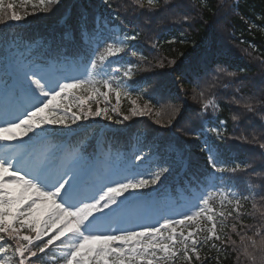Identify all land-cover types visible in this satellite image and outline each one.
<instances>
[{
    "label": "snow or ice",
    "instance_id": "6c2138e0",
    "mask_svg": "<svg viewBox=\"0 0 264 264\" xmlns=\"http://www.w3.org/2000/svg\"><path fill=\"white\" fill-rule=\"evenodd\" d=\"M28 2L21 0L17 5L15 0H0V24L11 28L24 22L34 12L25 11L21 15L16 9ZM60 3L61 0H39L32 7L51 12L50 6ZM103 3L111 7L109 0ZM134 4L138 8L133 11L145 15L140 11L145 7L142 0H134ZM147 6L174 16L188 10L186 0L174 3L164 0L159 7L157 0H147ZM223 7L218 5L213 11L219 12ZM238 7L233 5L229 12ZM210 8L208 0H204L201 16L204 9ZM153 14H148L144 26H150ZM179 19L190 26L195 22V17L189 14ZM67 23L66 37L75 30L82 41H87V60L79 75L70 76L50 64L51 45L43 52L34 51L31 46L0 47V264H47L48 257L54 264L56 261L58 264H221L222 252L237 255L242 252L251 264H264V223L256 227L241 221L239 231L235 223L230 232L225 231V221L233 213V218L239 220L241 202L250 197L234 191V185L226 186L223 174L246 173L250 165L227 166L221 146L216 143L227 138L223 121L217 127H205L211 123V117L206 115L208 110L215 113L219 108L216 100L209 98L215 96L211 90L217 85L228 88L224 79L236 77V72L223 66L226 62L212 58L215 45L204 49L188 65L178 58L167 61L171 71L180 72L182 77L191 70L195 82L210 71L215 73L208 88L200 91L194 88L192 96L200 102L201 127L195 138L201 140L202 150L207 153L213 182L182 211L176 212L149 197V192H157L173 167L185 162L184 151L177 150L173 159L160 161H153L151 152H141L131 162L114 165L107 159L86 154L80 146L68 148L48 143L50 128L71 131V126L78 121L101 116L123 124L135 116L151 115L153 99L157 102L164 99L149 85L147 77L139 81L133 78L135 73L147 70L124 59L129 54L137 56V51L131 50L130 41L137 39L139 32L133 36L122 34L125 24L119 15L106 17L103 13H94L90 20L84 9L75 16L70 13ZM212 32L215 35L214 28ZM140 60L146 61V57L141 56ZM113 64L119 66L113 68ZM165 66L164 59L148 63L149 69ZM96 76L101 79H95ZM240 90L237 87L235 92ZM133 92L136 98H132ZM111 94L116 101L111 109L85 107L97 97H102L107 104ZM69 97L78 104L65 103ZM122 97L131 104L127 114L120 108ZM253 99H236L234 95L232 102L253 112L250 102ZM258 103L264 110V95ZM164 108L167 122L156 119L157 125L170 130L184 119L182 105L166 104ZM155 115L160 117L162 112L156 111ZM231 118L239 119L236 115ZM190 134L191 129L185 130V135ZM238 138L247 140L243 135ZM259 147L264 149V143H259ZM146 162L156 170L142 168ZM216 173L221 175L217 177ZM217 180L223 187L217 186ZM217 197L219 211L214 207ZM260 199L264 201V195ZM226 205L232 206L230 211L224 210ZM202 249H207L208 255L202 257Z\"/></svg>",
    "mask_w": 264,
    "mask_h": 264
},
{
    "label": "trees",
    "instance_id": "16d2710c",
    "mask_svg": "<svg viewBox=\"0 0 264 264\" xmlns=\"http://www.w3.org/2000/svg\"><path fill=\"white\" fill-rule=\"evenodd\" d=\"M20 5L21 0H15ZM145 15H139L133 9L138 8L134 0H109L111 7L106 6L103 0H61L59 6H50L52 12L44 11L42 7L33 9V4H38L39 0H29L23 7H17V11L23 15L25 11L30 14L24 22L15 27H5L0 24V47L6 46L12 49L17 47L24 48L31 46L34 51L43 52L52 46L53 51L49 53V62L52 61L53 67L71 75L73 65L78 66L80 59H87L88 51L87 41H82L78 31H73L71 36H65L69 25L68 16H73L80 11L87 9L89 19L94 13H103L106 17H115L119 15L124 20V33L129 36L136 35L137 39L130 41L131 50L137 51L136 57L130 54L125 56V61H131L133 64H139L142 69L134 74V79L139 81L147 77L149 85L157 89L158 95L164 99L157 102L153 99V113L145 116H135L123 124L113 123L101 117H90L88 120L78 121L77 125L71 126V131L59 127L52 129L50 133H55L53 137H60L62 140H51L50 145L59 146L63 140L73 132L74 142L82 144L86 154L97 156L94 150L96 137L101 144L99 157L104 155L110 158V163L117 165L119 158L121 163L131 162L135 155L150 153L153 161H160L161 158L173 159L177 150L185 153V162L176 164L173 167L171 175L164 183L159 186L157 192H149L150 197H155L162 204L167 205L171 202L177 203L174 196L177 193L188 195L189 201H193L205 189L206 185L211 184L212 170L207 163V153L202 150L201 140L195 138V133L200 131V102L192 99L193 89L197 91L207 89L211 83L214 71L207 75H202L198 82H195L194 74L191 70L185 77L180 72H172L167 61L172 58H178L188 65L204 49L215 45L212 58L226 62L223 66L229 71L236 72V77L225 78L223 83L229 85L228 88H221L217 85L211 91L215 96L209 98L215 99L219 105L217 112L212 113L208 110L206 115L211 117V123L205 124V127H217L220 121L224 122L225 140H217L216 143L221 146L224 153V159L228 167L235 163L242 166L250 165V170L246 173L223 174L225 185L233 186V190L242 195L249 196V200L242 201L243 207L240 209V219L236 220L229 217L225 221V231L230 232L232 224H237V230H240V222L245 225H254L259 227L264 223V201L260 199L264 195V149H260L259 143H264V110L258 103L264 95V0H208L210 9H204L201 16V6L204 0H186L188 6L187 12H180L177 15L157 12L147 6V0H142ZM175 0H170L174 3ZM164 0H157V6H163ZM223 4L224 7L219 12L213 11L216 6ZM239 5L234 11L229 12L233 5ZM58 7V11H56ZM125 9H128L125 11ZM47 13V15L45 14ZM151 15L150 26H144V21ZM189 14L195 17V22L190 26L188 23L179 19V16ZM46 15V16H45ZM215 29L213 35L212 28ZM185 39V43L178 41ZM177 41V42H173ZM146 57V61H141L140 57ZM70 58V59H69ZM96 58V57H93ZM164 59L166 66L164 68L149 69L148 63H156L157 60ZM74 61V63H73ZM119 65L113 64L112 67ZM215 65H213V68ZM95 79H101L96 76ZM146 85L145 87H148ZM240 87V93L235 89ZM183 89L184 91H180ZM103 90V89H102ZM81 95H86L81 93ZM206 95L208 93L206 92ZM241 97L251 100L254 111L248 112L241 106H237L233 100ZM132 98H136L133 92ZM145 100L148 97H144ZM65 103H77L72 97H69ZM115 95L111 94L109 102L106 104L102 97H97L86 103L85 107L90 105L93 110L97 106L109 109L115 105ZM142 104L143 101H140ZM166 104L182 105L183 117L179 124L172 129L162 127L155 123L156 119H161L165 123L168 119ZM131 104L127 98H121V111L127 114ZM74 111L76 108L73 109ZM156 111H161L162 115L157 117ZM115 116V114H113ZM239 117L237 121L232 120V116ZM116 119L122 117L116 116ZM191 129L190 135H185V130ZM52 131V132H51ZM63 134V135H57ZM212 136L211 133H206ZM31 135V133L29 134ZM241 135L247 137V140H241ZM255 137V140L253 139ZM26 138V137H25ZM213 139L215 137L213 136ZM135 163L140 164L139 161ZM167 166V165H159ZM143 167H149L155 171L156 167L146 162ZM217 177L221 174L216 173ZM148 178V177H145ZM163 179V178H162ZM218 187L219 180L216 181ZM180 190H183L179 192ZM169 197L167 202L164 198ZM253 204L256 205L253 208ZM214 207L217 211L220 209L219 198L214 201ZM232 206H225V211H230ZM252 235V232H248ZM233 239H239L235 235ZM213 255L215 252L213 251ZM202 257L208 255L207 249H202ZM221 264H251V262L241 254L229 252L220 253ZM227 255V258H223ZM47 264H54L51 257L46 258ZM58 264V261L55 262ZM214 264V262H212Z\"/></svg>",
    "mask_w": 264,
    "mask_h": 264
},
{
    "label": "rangeland",
    "instance_id": "374dc122",
    "mask_svg": "<svg viewBox=\"0 0 264 264\" xmlns=\"http://www.w3.org/2000/svg\"><path fill=\"white\" fill-rule=\"evenodd\" d=\"M56 11H57V9H56ZM51 12H52V11H51ZM51 12H48V15H49V13H51ZM45 14L47 15V13H45ZM46 15H45V16H46ZM49 16H50V15H49ZM58 99H60V98H58ZM29 134H30V133H29ZM24 139H27V137H26V138L24 137Z\"/></svg>",
    "mask_w": 264,
    "mask_h": 264
}]
</instances>
